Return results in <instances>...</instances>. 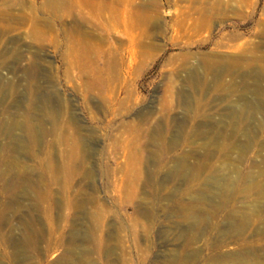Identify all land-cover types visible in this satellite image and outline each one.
Here are the masks:
<instances>
[{"label":"rangeland","instance_id":"rangeland-1","mask_svg":"<svg viewBox=\"0 0 264 264\" xmlns=\"http://www.w3.org/2000/svg\"><path fill=\"white\" fill-rule=\"evenodd\" d=\"M260 73L264 0H0V264H264Z\"/></svg>","mask_w":264,"mask_h":264},{"label":"bare ground","instance_id":"bare-ground-1","mask_svg":"<svg viewBox=\"0 0 264 264\" xmlns=\"http://www.w3.org/2000/svg\"><path fill=\"white\" fill-rule=\"evenodd\" d=\"M258 76H262V78H264V73H260ZM257 88V87H256ZM76 147V148H75ZM74 149H77V145L76 144H74V147L72 148V152H74L75 150ZM261 194H263V193H261ZM190 210V209H189ZM189 210H187V211H189ZM192 210V209H191ZM191 215H193L192 213H191ZM199 238V236L198 237H195V236H193L192 237V239L190 238V241L191 242H194L196 239H198Z\"/></svg>","mask_w":264,"mask_h":264}]
</instances>
